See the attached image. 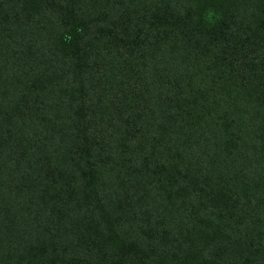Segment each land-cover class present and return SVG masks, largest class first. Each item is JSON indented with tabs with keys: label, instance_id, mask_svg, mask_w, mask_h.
<instances>
[{
	"label": "trees",
	"instance_id": "1",
	"mask_svg": "<svg viewBox=\"0 0 264 264\" xmlns=\"http://www.w3.org/2000/svg\"><path fill=\"white\" fill-rule=\"evenodd\" d=\"M0 264H264V0H0Z\"/></svg>",
	"mask_w": 264,
	"mask_h": 264
}]
</instances>
